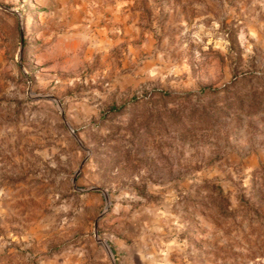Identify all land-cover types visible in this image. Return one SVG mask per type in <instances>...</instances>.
<instances>
[{"label":"rangeland","instance_id":"obj_1","mask_svg":"<svg viewBox=\"0 0 264 264\" xmlns=\"http://www.w3.org/2000/svg\"><path fill=\"white\" fill-rule=\"evenodd\" d=\"M97 219L116 264H264V0H0V264H112Z\"/></svg>","mask_w":264,"mask_h":264},{"label":"water","instance_id":"obj_2","mask_svg":"<svg viewBox=\"0 0 264 264\" xmlns=\"http://www.w3.org/2000/svg\"><path fill=\"white\" fill-rule=\"evenodd\" d=\"M5 9H7L8 11H11L13 13H16L17 15H19V13L16 10H13V9L7 8V7H5ZM41 96L42 97H48L49 99H52V100H56L55 98H53L52 96H50L48 94H42ZM80 168H81V165L78 168V170L74 172V175L72 177L73 186H75V179H76V176H77ZM77 189L78 190H82V189H79V188H77ZM90 189L100 190L103 193L104 197H105L106 207H108L109 201H108V195H107L106 191L104 189H102V188H99V187H92ZM97 221H98V219L95 221V224H94V237H95V240H96V242L98 244L102 245L105 248L108 256L110 257V260H111L112 264H116L110 246L108 245V243L104 239L100 238L99 235H98V231H97Z\"/></svg>","mask_w":264,"mask_h":264}]
</instances>
